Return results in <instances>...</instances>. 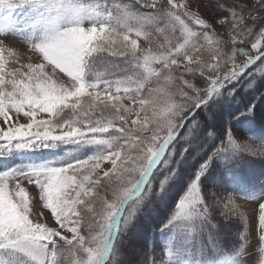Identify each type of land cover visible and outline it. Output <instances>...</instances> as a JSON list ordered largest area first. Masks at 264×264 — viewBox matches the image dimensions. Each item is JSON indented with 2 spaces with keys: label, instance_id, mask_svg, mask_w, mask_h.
Segmentation results:
<instances>
[{
  "label": "snow or ice",
  "instance_id": "1",
  "mask_svg": "<svg viewBox=\"0 0 264 264\" xmlns=\"http://www.w3.org/2000/svg\"><path fill=\"white\" fill-rule=\"evenodd\" d=\"M215 7L226 39L187 0H0L25 14L0 27V162L66 149L0 168V264H125L124 241L169 200L162 255L149 261L145 241L136 264H210L216 215L244 222L211 189L235 193L237 168L264 155L246 142L254 102L231 114L239 129L209 132L205 115L264 76V0ZM259 184L264 242V175ZM260 253L264 264V243Z\"/></svg>",
  "mask_w": 264,
  "mask_h": 264
},
{
  "label": "rangeland",
  "instance_id": "2",
  "mask_svg": "<svg viewBox=\"0 0 264 264\" xmlns=\"http://www.w3.org/2000/svg\"><path fill=\"white\" fill-rule=\"evenodd\" d=\"M190 4L191 9L193 11H198L202 17L209 19V22L213 24V31L215 34L223 39L227 37V29L225 26L219 24V19H213L214 17H218V10L215 5L217 0H187ZM222 2L229 5H240L246 9H255L257 7V0H222ZM258 14V18H259ZM24 12L22 9H6L0 8V27H12L19 25L22 23L24 19ZM250 50V45H247ZM16 51L20 56L21 62H27V58L30 53L26 50L23 43H19L16 46ZM255 55V53L253 52ZM15 58H13L14 60ZM32 59H35L33 56ZM13 66H18L13 63L9 64V68ZM259 66V62H257L256 67ZM255 71V67L252 69ZM258 86V90L255 87ZM238 95L234 102H232L229 106L224 108L222 111L227 112L222 114L221 112H217L215 117L213 118L211 114H205L209 123L212 127L209 128V132L215 131L219 133L222 129L229 127L230 125H235L238 129L241 128V125L236 124L234 120L231 118L232 113L243 112L245 110V105L251 103V101L258 96L259 105H261L262 112H255L254 118L262 125L261 127H256L255 122L253 121L252 126L250 127V132H254L252 135L245 133L246 142L251 144L253 148L257 151V153H264V146L260 144L258 140L254 138L255 135L259 136L260 139H264V76H260L257 74V79L252 81L250 87L245 86V82H241V84L237 85ZM241 92H245L248 95H242ZM219 115V116H218ZM61 148L57 147L54 149H47L44 151H48L46 153L47 158H39L38 154L34 157L33 160L20 159L19 156L14 157L10 161L0 162V168L11 166V164H25V163H38L43 162L46 159L53 158V154L56 156H63L64 151ZM255 157L261 159L260 165L256 167H252L250 164H244L243 166H239L237 169H241V172L238 173L239 184L235 188V193H233L234 189L229 185V189L226 190L223 187H213L211 191L218 192L220 195H231L235 204L239 208L240 212L244 215V222L241 221L239 217H232L229 220H224L223 217L216 215V218L213 220V223L220 222L223 225V232L221 233L218 241L207 249V255L210 258V264H259L260 259V249L262 242L260 240V228H259V205L256 196L260 194L261 185L259 184L260 177L264 175V155L258 154L257 156H248ZM193 167L195 166V157L192 162ZM257 174V176L255 175ZM217 175L216 172H213L212 176L215 178ZM256 176V177H255ZM28 187V186H26ZM33 189L29 187V195H33ZM173 195L175 192L173 191ZM252 197L253 199H244L241 196ZM171 201L160 202L154 204L152 207L155 208L151 214H153L146 221H150L147 225L149 229H152L159 225L160 219L168 211V206ZM155 211H159L160 215L155 213ZM51 223V222H50ZM238 233L244 234V239L240 238ZM146 232H143L142 229L136 231V233L131 238L130 243L127 244L126 250L124 251L121 259L125 261V264H136L139 259L137 252L141 249H144L145 243L143 247L141 245V239L145 236ZM147 239V237H143ZM162 240L161 233L159 230V238L156 239L155 234L151 233V245L147 247L146 255L150 256V260L153 256L159 258L162 254L159 251V243ZM149 260V261H150Z\"/></svg>",
  "mask_w": 264,
  "mask_h": 264
},
{
  "label": "trees",
  "instance_id": "3",
  "mask_svg": "<svg viewBox=\"0 0 264 264\" xmlns=\"http://www.w3.org/2000/svg\"><path fill=\"white\" fill-rule=\"evenodd\" d=\"M241 94L242 95H248V94H246L245 92H241ZM237 95H238V93H237ZM263 99H264V94H263V97H262ZM255 103V108H254V110H253V116H252V121H254L255 122V126L256 127H261L262 125L254 118V114H255V112H257V113H260V112H262V109H261V105H259V103H260V101L258 102V96H256L252 101H251V103ZM264 108V107H263ZM219 112H221L222 114H224V113H226V116H227V112H224V111H219ZM219 116V115H218ZM247 134H249V133H247ZM260 161H263V160H261V159H258V158H255V157H247V159H246V161L245 162H242L241 163V165L240 166H243L244 164H250L252 167H254L255 169H256V167H258L260 164L259 163H261ZM241 172V169H237V174L238 173H240ZM255 175L257 176V174L255 173ZM224 188L226 189V190H228L229 189V185H224ZM156 208V207H155ZM155 208H154V210H155ZM155 213H157L158 215H160V212L159 211H155ZM153 214H151V216H152ZM152 218V217H151ZM151 218H150V221H151ZM150 221L148 222V221H146L145 220V222L140 226V228L142 229V231L143 232H146V234H145V236H143V237H147V239H144L143 237L142 238H140L141 239V245H142V247H143V244L145 243V241H147L148 242V246L149 245H151V242H150V239H151V233H154L155 234V237H156V239H158V231L162 228V225H158V226H156V227H154V228H152V229H149L148 227H147V225L150 223ZM128 243H130V241H128V240H125L124 241V244H125V247H124V249H123V253H124V251L125 252H127V250H126V247H127V244ZM152 246V245H151ZM160 252V251H159ZM160 254H161V252H160ZM148 256V259L150 260V256L149 255H147Z\"/></svg>",
  "mask_w": 264,
  "mask_h": 264
}]
</instances>
